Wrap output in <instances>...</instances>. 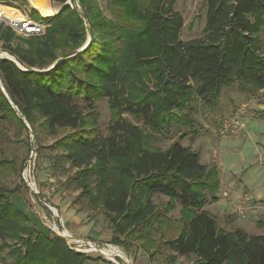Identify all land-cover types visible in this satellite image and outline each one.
<instances>
[{"label":"trees","instance_id":"trees-1","mask_svg":"<svg viewBox=\"0 0 264 264\" xmlns=\"http://www.w3.org/2000/svg\"><path fill=\"white\" fill-rule=\"evenodd\" d=\"M53 1L63 7L58 13L39 9L48 25L43 35L19 37L0 23L1 49L38 70L0 58V125L16 129L28 123L37 141V129L55 136L69 130L51 147L62 149L57 158L77 169L79 197L104 209L112 242L128 248L134 236L152 256L148 251L158 233L169 249L194 256L197 264H264V221L257 222L261 234L242 227L227 231L204 208L205 190L213 194L220 185L218 166L201 163L183 145L184 136L162 149L150 145L144 130L191 126L184 111L195 99L215 107L223 89L235 83L246 93L264 90V0H205L204 35L191 40L181 37L185 22L175 0H105V8L100 0H78L74 7ZM80 12L93 35L83 50L88 30ZM102 98L112 113L108 136L95 106ZM13 163L1 160L0 168ZM17 191L0 184V258L10 264L102 258L76 251L63 236L35 225L13 202ZM154 194L169 197L164 210ZM176 203L182 208L173 219L168 214Z\"/></svg>","mask_w":264,"mask_h":264},{"label":"rangeland","instance_id":"rangeland-1","mask_svg":"<svg viewBox=\"0 0 264 264\" xmlns=\"http://www.w3.org/2000/svg\"><path fill=\"white\" fill-rule=\"evenodd\" d=\"M47 2L51 4L45 5L44 0L38 2L26 0V3L19 0H7V4L10 7L17 8L23 15H31L36 20H42L41 16L44 15L40 16L39 12L32 14L33 7L31 4L36 8L54 10L55 13H58L63 7L61 3L53 0ZM100 2L102 7L105 8V0H100ZM174 8L184 18L185 23L181 31L182 39L191 40L203 37L207 11L205 0H175ZM261 34L264 47V27ZM0 50V58H7L2 54L1 43ZM242 104H247L244 128L237 133L221 134L220 126L222 120L235 114ZM95 106L99 113V128L104 136H108L112 118L108 98L98 99L95 102ZM184 112H190L193 119L191 126L182 122L173 125L171 132H166L165 130L153 131L145 127V133L149 134L150 145L167 149L172 142L184 136L182 138L183 145L196 151L199 154L201 163L205 165L216 164L218 166L219 178L221 177L222 181L220 180V185L213 194L209 190H205L208 203L205 209H209L212 214L217 215L219 228L231 230L243 225L253 231L254 234L263 233V229L257 225V222L260 220L264 221V90H254L251 93H246L240 90L238 83H235L232 87L223 89L217 106H208L199 99H195L191 104V109L187 108ZM126 117L143 127V124L134 117L128 115ZM26 125L27 128L18 125L16 129L8 127L7 124L0 125V161L9 160L14 162L4 169L0 168V184L5 185L9 189L19 188V191L13 195V202L16 206L17 200L20 198L27 203L29 209H33L35 206L44 208L46 210V219L44 220V217L41 219L37 218L40 222L43 221L41 223L42 227L51 230L47 227L48 220L58 222L57 218H54L53 213L55 211L60 216H62V213L58 204H53L58 211L50 209L46 205L48 203L45 204L43 197L45 196L47 201L50 202L52 198L59 196L61 201L71 202L70 211L73 209L74 212H78V216L83 218V220L89 219L87 224L83 225L82 234L85 235L84 237L89 235V233L92 234L96 229H100L102 234L105 235L109 229L112 231L113 225L105 214L104 209L101 206H91L85 197H79L80 189L77 188V182L74 179L77 169L71 167L67 160L57 158L63 152L62 149L51 147L60 136L69 130L60 129L55 136L48 133L47 129H37V134L40 138L37 141L35 132L32 131L28 123ZM33 149L37 151V157L36 155L33 157L36 158L35 175L37 184L43 187H51L53 185L55 189L51 198L45 192L42 197L33 194L22 178L23 168L30 159ZM224 192H227L228 196H224ZM212 196L217 198L215 202L211 201ZM153 200L162 211L166 207L169 197L162 194H154ZM50 203L52 204V202ZM239 204L245 205L247 209L245 215L241 216L235 211V206ZM176 207H179L181 211L182 207L179 203H176ZM171 212L172 217L170 218L179 215L176 209ZM34 216H38V213H34ZM122 238L124 239V237ZM152 240L151 250L148 251H153V255L150 256L151 261L156 260V264L174 263L175 258L173 255L168 254L170 249L164 244V238L160 237L158 233H154V239ZM97 241L111 242L114 245H118L131 259L135 254V246L144 249L143 244L145 242L141 239L137 240L133 236L128 238L129 243L127 244L129 246L126 248L124 243H114L112 239H98ZM144 251L146 252L145 249ZM145 252L139 254L137 264H150L149 257L145 255ZM90 254L95 257L98 256L96 253ZM109 262L103 257V259L89 261L86 264H110ZM119 262L121 264L124 263L122 260H119ZM186 262L197 264L194 256L184 257L179 264ZM0 264H10V262L5 258H0ZM133 264H136V262L134 261Z\"/></svg>","mask_w":264,"mask_h":264},{"label":"built area","instance_id":"built-area-1","mask_svg":"<svg viewBox=\"0 0 264 264\" xmlns=\"http://www.w3.org/2000/svg\"><path fill=\"white\" fill-rule=\"evenodd\" d=\"M69 5L71 7L74 6L72 2H70ZM7 8H12L17 13H21V11L17 8L10 7L7 4V0H0V23H3L6 26L12 28L17 35L30 37L43 35L45 33L48 25L43 20H36L33 16L26 14L23 15V13H21L22 16L19 18H10L6 12ZM32 9L38 11L40 15H42L38 9L34 7ZM246 113L247 104H242L235 114H232L222 120L220 133L227 135L241 131L245 126L244 120ZM34 155H36L37 157L36 149H33L32 155H30V159L27 161L26 165L23 168L22 178L33 194H37L38 196L42 197L44 195V192L50 194L54 191L55 188L53 185L51 187H42L37 184L35 175L36 158H33ZM223 195L228 196V193L224 192ZM43 199L45 200V204L48 203L46 205L50 209H52L53 211H58L55 206H53V204L47 201L45 196L43 197ZM235 211L242 216L245 215L247 209L245 205L239 204L235 206ZM53 214L54 218H57L58 222L55 220L51 221L49 219L47 222V227L55 233H58V235L60 234L61 236L69 240L68 244L72 249L84 252L86 254L96 253V255L101 256L102 258L104 257V259H107L113 264H121L119 260H122L124 262L123 264H133V259L129 258L118 245H114L111 242H99L90 238L73 236L72 234L67 232L62 216H60V214L55 211ZM184 264L193 263L186 262Z\"/></svg>","mask_w":264,"mask_h":264},{"label":"crops","instance_id":"crops-1","mask_svg":"<svg viewBox=\"0 0 264 264\" xmlns=\"http://www.w3.org/2000/svg\"><path fill=\"white\" fill-rule=\"evenodd\" d=\"M220 180L222 181V178L221 177H220ZM47 195H49V197L51 198L52 193L47 194ZM17 202H18L17 203L18 208H20L22 211H24L31 218V220L33 221V223H35V225H37L39 228L44 229V227L41 226V223H43V221L40 222L39 219H41L42 217H44V220H45L46 210L44 208H42V207H37V206H35L33 209H29V206H27V203L23 199H20V198H18ZM50 202H52V204H54V205L55 204H58L59 205L58 207H59L60 212L62 213L63 220L65 222L64 223L65 224V228H66L67 232H69L73 236L84 237L85 235L82 234V232H83V225L87 224V222L89 221V219L88 220H83V218H81V217L78 216V212H74L73 209H72V211H70V209H71L70 208V205H71L70 203L71 202L70 201L66 202L65 200L64 201H61V197H59V196H55L54 198H52V200ZM207 204L208 203H206L205 206ZM253 207H255V206H253ZM34 209H36V211H34ZM175 209L177 210V214L180 215V209H179V207H176ZM206 210L210 211L209 209H206ZM36 212L38 213V216L35 217L34 216V213H36ZM171 213L168 214V217H172L171 216L172 215ZM86 215H88V214H86ZM179 215L173 216V219H175V218L178 219L179 218ZM240 227H242L243 229H245L249 233L250 232L253 233V231L247 229L243 225H241ZM256 229H257V226H256ZM112 231H113V228H112ZM112 231H111V229H109L108 230V233L105 235V234H102V232L100 231V229H96L92 234L89 233V235H87L84 238H90V239L92 238L93 240H98V239L99 240H111L112 239V235H113L112 234ZM227 231H229V229ZM258 234H261V233H258ZM144 252H145L144 249H141L140 247L138 248L137 246H135V254L136 255L134 254V256H132L133 262L135 261L136 264H137L139 254H141V253L143 254ZM145 253H146L145 255L149 257L150 264H156V262H155L156 260L151 261L150 254L147 253V252H145ZM168 254L173 255L174 258H175V262L172 263V264H179L181 262V260L184 257H186V256L177 255L171 249L168 250ZM162 264H166V263H162Z\"/></svg>","mask_w":264,"mask_h":264},{"label":"water","instance_id":"water-1","mask_svg":"<svg viewBox=\"0 0 264 264\" xmlns=\"http://www.w3.org/2000/svg\"><path fill=\"white\" fill-rule=\"evenodd\" d=\"M70 2H72L73 4H76L77 6H78V0H70V1H67L66 2V4L67 5H69L70 4ZM80 14H81V16H82V18H84V20L86 21V23H87V30H88V36H89V39H88V41H87V43L80 49V50H83L84 48H86L88 45H89V43L91 42V40H92V30H91V27L89 26V24H88V20H87V18L85 17V14L83 13V12H80ZM4 51V50H3ZM2 51V54L4 55L5 53H7V52H3ZM0 52H1V50H0ZM7 54H9V53H7ZM12 58H10V57H7L8 59H10V60H12V61H14L17 65H19L22 69H26V70H35V71H38L37 69H35V68H29V67H26V66H22L20 63H18L17 62V60L15 59V57L14 56H12L11 54H9ZM54 67V64L52 65V66H50V68H48L47 70H50L51 68H53Z\"/></svg>","mask_w":264,"mask_h":264},{"label":"bare ground","instance_id":"bare-ground-1","mask_svg":"<svg viewBox=\"0 0 264 264\" xmlns=\"http://www.w3.org/2000/svg\"><path fill=\"white\" fill-rule=\"evenodd\" d=\"M47 1H49V0H44V4L45 5H50L51 3L50 2H47ZM36 9H40V8H36ZM6 12H7V14H8V16L10 17V18H19V17H21L22 16V14L21 13H17L14 9H12V8H7L6 9ZM2 55V54H1ZM4 56L5 57H10V58H12L9 54H7V53H5L4 54Z\"/></svg>","mask_w":264,"mask_h":264}]
</instances>
